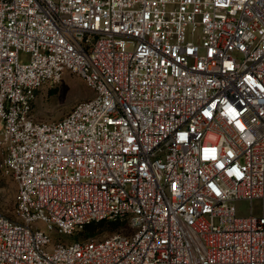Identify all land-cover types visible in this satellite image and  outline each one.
I'll return each mask as SVG.
<instances>
[{
	"label": "built area",
	"instance_id": "1",
	"mask_svg": "<svg viewBox=\"0 0 264 264\" xmlns=\"http://www.w3.org/2000/svg\"><path fill=\"white\" fill-rule=\"evenodd\" d=\"M0 154V264H264V0H0Z\"/></svg>",
	"mask_w": 264,
	"mask_h": 264
},
{
	"label": "rangeland",
	"instance_id": "2",
	"mask_svg": "<svg viewBox=\"0 0 264 264\" xmlns=\"http://www.w3.org/2000/svg\"><path fill=\"white\" fill-rule=\"evenodd\" d=\"M91 95L92 90L81 77L66 72L61 82L53 86L46 84L38 91L33 115L41 121L58 120L66 115L77 102L85 100ZM1 160L2 156L0 154V164ZM16 198L17 183L0 165V213L15 217ZM252 204L254 212L256 214L260 213V201L255 200ZM237 206L241 214L247 215L250 213V202L240 201ZM34 225L46 231L52 239V244L60 239L68 242L72 238L70 235L58 233L57 230L50 231L46 229V225L42 221L35 222ZM118 229L119 227L114 230L105 229L102 234H109Z\"/></svg>",
	"mask_w": 264,
	"mask_h": 264
},
{
	"label": "trees",
	"instance_id": "3",
	"mask_svg": "<svg viewBox=\"0 0 264 264\" xmlns=\"http://www.w3.org/2000/svg\"><path fill=\"white\" fill-rule=\"evenodd\" d=\"M8 216V215H7ZM123 222L116 220H101L86 224L82 229L72 234L71 239L86 238L93 234H101L105 229L114 230L121 226Z\"/></svg>",
	"mask_w": 264,
	"mask_h": 264
}]
</instances>
